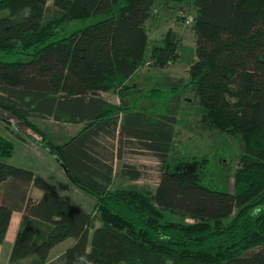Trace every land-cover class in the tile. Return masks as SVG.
<instances>
[{
  "label": "trees",
  "instance_id": "obj_1",
  "mask_svg": "<svg viewBox=\"0 0 264 264\" xmlns=\"http://www.w3.org/2000/svg\"><path fill=\"white\" fill-rule=\"evenodd\" d=\"M48 2L0 0V52L29 59L0 61V112L29 129V138L98 202L94 215L44 177L8 163L15 141L0 134V187L13 183L0 203V244L14 211L24 212L11 264H80V256L92 264H264V0H194L197 59L189 82L180 87L182 80L166 78L173 86L169 108L123 118L120 143L124 134L142 137L161 162L153 192L111 189L114 166L96 156L92 137L113 135L130 108L126 97L135 85L128 82L146 63L157 0H54L47 16ZM94 16L103 18L60 37L63 25ZM175 36L170 31L153 48L152 64L176 61ZM187 87L205 108V127L242 138L234 192L210 184L212 157L200 158L196 170L178 169L182 164L171 159L180 90ZM106 92H116L121 105L103 98ZM143 97L157 103L165 91L153 87ZM49 117L86 126L57 143L35 120ZM123 173L132 180L143 175L127 164ZM32 187L43 196L31 197ZM168 211L194 222L166 220ZM70 238L75 244L51 261L52 249Z\"/></svg>",
  "mask_w": 264,
  "mask_h": 264
},
{
  "label": "rangeland",
  "instance_id": "obj_2",
  "mask_svg": "<svg viewBox=\"0 0 264 264\" xmlns=\"http://www.w3.org/2000/svg\"><path fill=\"white\" fill-rule=\"evenodd\" d=\"M50 12L47 16L53 14L54 0H49ZM194 0L171 1L157 0L153 9V14L147 23L150 45L147 53V60L143 70L137 74L132 82L136 81L135 94L136 104L139 109H145V112H152L160 109L159 107L169 108L171 106L172 88L169 86L166 78L182 80L180 87L186 85L189 80V68L197 59L196 56V37L193 29V19L196 13ZM103 17L94 16L87 20H77L62 26L60 37L68 36L73 32L94 24ZM174 32L178 41V57L176 61L167 67H158L152 64L151 53L155 46L161 45L169 32ZM10 60H29L27 57H18L17 55H8L0 52V61ZM173 80V81H174ZM179 86H177L179 88ZM153 87L161 88L165 91V98L162 101L154 102L144 99L145 95ZM181 103L176 115L175 137L172 143L173 152L171 159L177 162L178 169L196 170L200 158L212 157L213 169L210 175V184L219 186L226 192H234L237 180V173L242 166V157L244 155V143L239 135H233L219 129L207 128L204 126L205 108L199 103L194 90L191 87L180 90ZM108 100L116 101L114 94H104ZM174 101V99H172ZM5 117L11 121L22 125L16 119L5 114ZM54 120H38L39 124L52 127L50 124ZM22 129H26L22 126ZM55 130V129H53ZM54 131L55 139L63 141ZM103 144L96 147L103 157L110 160L117 158L114 182L111 189L117 188H138L155 191L161 176V162L149 152L123 151L122 143H116L103 139ZM117 144V145H116ZM127 147V146H125ZM116 151L114 156L113 150ZM117 149V150H116ZM124 157V158H123ZM196 157V159H194ZM128 162V163H127ZM123 164L135 165L139 167L143 176L137 182L129 183L123 179L121 169ZM90 213L96 215V207ZM166 220L177 221L179 223H192L194 220L185 215L166 212ZM96 221V225H97ZM100 225V224H99Z\"/></svg>",
  "mask_w": 264,
  "mask_h": 264
},
{
  "label": "crops",
  "instance_id": "obj_3",
  "mask_svg": "<svg viewBox=\"0 0 264 264\" xmlns=\"http://www.w3.org/2000/svg\"><path fill=\"white\" fill-rule=\"evenodd\" d=\"M144 66L141 67L133 76L131 79H133L141 70H143ZM131 79L129 80V85H136V81L132 82ZM114 94V97L117 98L116 101L108 100L105 98L104 94ZM102 93V97L105 98L108 102H110L113 105H121V99L119 95L116 92H106ZM137 93L136 89L126 97V101L128 104V107H130L126 112H122L119 115L118 120V128L116 132L111 135L106 132H100L99 135L93 136V140H95L94 148L96 151V156L101 158L104 162H107L108 164H112L114 166V174H113V181L114 177L117 174L116 171V163L117 158L113 159H106L103 157V155L96 150L97 146H100L103 144V139H109L113 142H116L117 144L120 142L119 140V129L120 126L123 123V118L131 111H141L145 112V109L137 108L135 106V94ZM0 134H3L15 141V150L13 155L8 158L6 161L12 165L22 167L28 170L33 171L35 174L40 175L47 179L54 188L70 203H72L75 206H78L79 208L91 212L97 205V198L93 197L92 195L86 193L81 188H79L77 185L74 184L68 173L65 171L64 167L58 162V160L44 147L37 144L35 141H32V139L29 138L28 132L29 129H22L23 125H17L16 122L9 120L5 117V115L0 112ZM147 114V113H146ZM47 119L53 118L49 117L46 119H35L38 123V120L46 121ZM10 121L9 125L6 123L7 121ZM39 124V123H38ZM49 125H42L39 124L50 136L52 139H54L57 143H63L70 138H72L74 135L78 134L85 126L86 122L81 123H69V122H62V121H56L54 120V123L52 122ZM9 126V127H8ZM55 129V130H53ZM54 131L57 133L56 135H59L60 138H63V141H58L55 139ZM23 136V138H20V136ZM123 141L121 140L123 151L125 148H127L128 151H136V152H149L143 144L146 143V140H144L142 137H137L133 135H123ZM116 144V145H117ZM127 146V147H125ZM114 148H112L113 150ZM117 150V149H116ZM114 156H116V151L113 150ZM124 158V157H123ZM128 163V162H127ZM123 167L121 169V175L123 179H126L129 183L131 182H137V180H132L128 175H125L123 173ZM139 168V167H138ZM140 169V168H139ZM141 170V169H140ZM143 176V175H142ZM13 183L7 182L3 187H0V203H5L4 198V192L9 191L10 188H12ZM112 188V185L110 186ZM30 195L34 199H39L43 196V191L39 188L32 187L30 190ZM24 219V212L22 211H14L11 219V223L6 235V239L3 243L0 244V264H11V256H12V250L16 242L17 234L19 231V228L22 224V221ZM97 226H100V221H97ZM100 224V225H99ZM76 240L74 238L67 239L66 241L60 243L56 247L52 249L50 252V260L57 259L60 257L64 252L73 244H75ZM19 264H27L26 261L20 262Z\"/></svg>",
  "mask_w": 264,
  "mask_h": 264
},
{
  "label": "clouds",
  "instance_id": "obj_4",
  "mask_svg": "<svg viewBox=\"0 0 264 264\" xmlns=\"http://www.w3.org/2000/svg\"><path fill=\"white\" fill-rule=\"evenodd\" d=\"M78 260H79L80 264H92V262L86 260V258L84 256L78 257Z\"/></svg>",
  "mask_w": 264,
  "mask_h": 264
},
{
  "label": "water",
  "instance_id": "obj_5",
  "mask_svg": "<svg viewBox=\"0 0 264 264\" xmlns=\"http://www.w3.org/2000/svg\"><path fill=\"white\" fill-rule=\"evenodd\" d=\"M63 167H64L65 170H67V167L65 165Z\"/></svg>",
  "mask_w": 264,
  "mask_h": 264
}]
</instances>
